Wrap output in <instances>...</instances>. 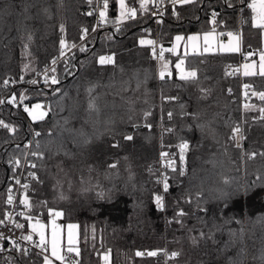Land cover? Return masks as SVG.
Wrapping results in <instances>:
<instances>
[{
    "label": "trees",
    "instance_id": "16d2710c",
    "mask_svg": "<svg viewBox=\"0 0 264 264\" xmlns=\"http://www.w3.org/2000/svg\"><path fill=\"white\" fill-rule=\"evenodd\" d=\"M239 6L199 0L178 7L177 18L170 5L159 18L162 23L146 14L113 28L118 10L110 0L108 17L113 22L80 42L81 29L89 33L95 24V14H84L91 10L87 0H0V97L25 92L24 103L41 102L47 110L43 120L33 122L40 135L32 151L43 152L44 158H31L38 165L39 178L27 192L31 215L46 218L51 208L62 213L64 224L76 223L83 264H102L109 250L108 264H264V156L259 155L264 152V120L258 119V110L246 111L240 103L243 85L264 91V78L225 75L232 73L229 66L236 67L239 53L211 52L186 57V67L198 69V84L179 80L174 71L171 79L161 81L151 46L138 43L148 37L169 45L176 34L204 32L213 26L212 10L222 22L217 30H233ZM249 17L241 30L245 54L262 45ZM62 37L76 47L57 61L54 75L59 83L51 87L43 80L27 83L59 57ZM80 46L88 50L81 52ZM113 53L114 65L97 64L98 56ZM21 75L25 82L2 87L4 79L18 81ZM201 89L209 91L205 94ZM162 96L178 99L166 102ZM249 96L248 105L264 106ZM167 111L173 113L171 120ZM145 112L151 115L145 118ZM0 118L18 129L15 134L0 129L2 217L7 190L17 173L9 160L23 159L29 131L19 108L0 106ZM236 121L242 122L244 137L239 147L228 139ZM158 123L166 130H159ZM168 127L173 131L168 132ZM125 135L134 139L126 141ZM179 141L189 144L185 175L169 172V189L160 210L154 202L160 189L150 164L158 156L159 144L179 157L180 150L172 146ZM252 152L258 155L248 159ZM189 197L191 203L186 202ZM180 209L186 215L176 217ZM138 250L180 255L171 260L163 253L137 257ZM42 257L34 251L23 257L10 250L3 259L43 264Z\"/></svg>",
    "mask_w": 264,
    "mask_h": 264
},
{
    "label": "snow or ice",
    "instance_id": "6c2138e0",
    "mask_svg": "<svg viewBox=\"0 0 264 264\" xmlns=\"http://www.w3.org/2000/svg\"><path fill=\"white\" fill-rule=\"evenodd\" d=\"M199 0H114V4L117 7V16L115 18L114 23L117 25H121L127 21H137L139 18L143 17L146 14H150L154 17H163L165 15L166 9L162 10V6L165 5V3L170 4L172 6V15L179 18V14L177 11L178 7H183L186 5H194L198 3ZM226 6L228 8H235L236 3L238 2L242 7L240 11L243 13L246 9L251 11V15L249 17L250 26L252 29H256L259 31V35L262 38V41H264V0H224ZM87 3L91 10L84 13L85 15L92 16L95 13H98V23L96 26L92 28V31L95 32L96 28L104 23H110L113 21L109 20L108 17V10L110 7V0H87ZM95 4V7L93 5ZM138 4L139 6L136 7L135 5ZM219 13H217L215 10H213L211 14V18L209 20V23L213 25V27L202 34V43H201V35H189L187 37L177 35L173 38V43L171 47L165 48L163 45L159 46V49L157 50L156 47V41L151 39H139L138 43L141 46L149 45L151 46V57L154 60H157L160 64V68L158 71V77L161 81H165L166 79H171L173 76V72L170 69V62L167 59L165 53H171L172 55L177 56V60L174 64L175 72L177 75V78L181 81H184L185 83L189 84H198L199 83V76H198V69L187 66L185 64L186 57L189 55L188 49L191 48V54L192 55H203L205 53H209L213 50H215L218 53H240L244 56V60L248 61L255 55L254 51H249L246 54L242 52V34L239 32H233L228 31L227 37L228 41L227 43L220 40L217 36V26L222 23L218 21ZM162 19H157V23H162ZM61 32L64 31L63 25H61ZM120 29L117 28V31ZM87 28L81 29V35L80 40L84 41L88 34ZM143 31H148L147 29ZM220 36L224 35V33H220ZM31 39V37H29ZM185 41L183 47L184 52L183 56H181L178 52V49L180 48V42ZM59 57H53L51 60V67H46L45 71L43 73V81L46 86L51 87L52 85L58 84L59 79L54 73L56 72L55 65L57 64L58 59L65 57V50H70L71 48L76 47V45L73 43L69 45L67 41L62 37L59 41ZM28 46L25 45V48ZM202 49V50H201ZM88 49L84 46L79 47V51L86 52ZM65 64H68V61H64ZM97 64L101 66L109 65V64H115V54H109V55H100L96 58ZM25 68L28 67V65L24 66ZM67 71V67H66ZM237 73H241L244 77H256L259 76L261 78H264V50H261L259 52V63L257 64L256 61H251L250 63H244L241 66L235 68L232 73H225V75H235ZM39 76L40 73H37ZM25 82V78L23 75L20 76L19 80L15 79H4L2 83V87L7 88L10 84L15 85L17 83H23ZM27 83L31 85H37L39 81L37 79H32L30 81H26ZM244 89V96H249V91L251 92V96L258 98L261 102H264V91H257L255 90L253 85L245 83L243 85ZM59 89H55L54 92H58ZM209 90L201 89L202 93L207 94ZM229 93H231V89L228 90ZM206 98V95H205ZM28 99L25 92H21L19 96L15 92L11 93L7 97H0V106H4L5 104L10 105L12 107L21 108L23 109V112L27 114V116L33 121L37 120H43L45 116L47 115L46 111H43L44 105L40 103L32 104L29 106L28 104H25L24 101ZM177 97H164L162 96V100L166 102H171L177 100ZM94 103H89V108L94 109ZM245 110H258L260 113V116L258 119L264 120V106H260L258 109L255 105H244ZM150 112H145L144 116L147 118L150 116ZM184 115H188V113H184ZM173 117V113H168V118L171 120ZM146 127H151V125H145ZM0 129L7 130L9 134H15L17 132V128L13 125H10L9 123L5 122L2 118H0ZM168 132H172L173 129L169 128L167 129ZM35 136H39V132L34 133ZM134 137L132 135H125L124 140L126 141H132ZM228 139L231 141L236 142V146L239 147V140L244 139L241 131V126L237 124L236 126L231 128L230 135L228 136ZM31 145V142H28L24 145L25 148H29ZM118 144H113L112 147H118ZM19 147V145H17ZM37 149H39V144L36 145ZM180 154H179V163L180 167L177 168L176 161L174 159H169L167 163L165 164L163 158L165 156H172L174 154L167 153L164 151L160 152L161 157V165L162 167L169 168L172 172L179 173L180 176L185 175L184 171V163H185V151L189 148L188 142L184 141L179 144ZM27 156L36 157V159H43L44 153L37 150V151H31L26 154ZM258 153L252 152L248 154V159H254ZM259 155L264 156V152L259 153ZM9 163L13 165V172L17 171L20 167L24 166L22 164L21 159L16 158L14 160H9ZM27 165L35 169L38 167V165L31 161L27 160ZM115 164L109 165V167H115ZM163 177V187L164 191L167 192L169 189L168 184V176L165 173L160 174ZM28 176L31 177L33 180H39L37 174L35 172H28ZM16 184H21L20 179L15 178ZM161 181L158 179L157 183H160ZM21 187L24 189H27L29 186L27 184H21ZM13 189L11 187L7 190V198L4 201L6 205H13L14 202V196L12 194ZM199 195V193L197 194ZM154 202L157 204L158 208L160 210H163L164 204H163V197L158 194H154ZM187 203H191V197H189L186 200ZM19 205L23 206V210L19 213H16V215L23 217L26 221H28V229L30 230L28 234H21L19 237L13 238L11 236L5 235L3 231H0V241L6 242L7 244L11 245V249L0 246V252H6L10 250H14L19 255L23 257H28L30 255L31 249L28 247L22 246L20 241H24L27 243L32 244V246L36 249H40V252H37V255L43 254V264H54V261H59V264H79V261L75 259V257H78L80 255V249L75 246V240L73 237L72 230L76 228V225H68V238H67V247L66 249L61 245L60 240L57 235V229L58 225H56L55 220H51V223L53 225L52 230V239L50 241V249H49V241L46 238L45 232L43 231L44 225L41 224L39 219L35 220V223H33V216L31 215V212L33 211V205L31 204L29 198L26 195H21L19 198ZM203 211V209H201ZM48 215L49 217H58L61 216L62 213L55 211L51 208L48 209ZM186 215L183 209H180L176 213V217H183ZM171 222V221H170ZM177 223H181L179 219L176 220ZM0 228H7L9 231L12 230V228L16 229H25V224L19 223L15 221L12 217V213H10L8 210H5L2 214V217H0ZM33 234L37 235L39 237L38 241L33 240ZM201 238L204 237V233H200ZM193 243H196V238L193 237ZM67 253V254H65ZM109 252H106L103 254V260L107 262L109 260ZM161 253H163L165 256L168 257V259H174L177 258L180 253L173 251L170 254L166 250H147V251H136L135 255L137 257H157ZM9 264H12L11 258H9Z\"/></svg>",
    "mask_w": 264,
    "mask_h": 264
},
{
    "label": "built area",
    "instance_id": "2783aa9c",
    "mask_svg": "<svg viewBox=\"0 0 264 264\" xmlns=\"http://www.w3.org/2000/svg\"><path fill=\"white\" fill-rule=\"evenodd\" d=\"M170 6V4H167L165 3L164 6H162V10L163 9H167L168 7ZM242 6H239L238 9H237V27L233 30H227V31H224V36H227V32L228 31H233V32H239L241 33V30H242V27L246 26L247 23H248V20H247V16H250L251 15V11L246 9V6L245 7V11L242 13L240 11ZM166 12V11H165ZM213 10L210 12L212 14ZM150 15V14H149ZM152 17V19L156 22L157 19H159L158 17H154L152 15H150ZM127 22H130V21H127ZM98 23V13H95V24L94 26H96ZM118 25L117 24H113L112 27L115 28L117 27ZM105 26L102 24L100 26H98L96 28V31H100L101 29H103ZM93 31L89 32L87 34V37L85 40L89 39L91 37V35L93 33H95ZM84 40V41H85ZM84 41H80V42H84ZM156 47H157V50L159 49V44H158V41H156ZM73 48H71L70 50H65V56H67L71 51H72ZM246 61L244 60V56L242 54H238V62H237V65L236 67H228L227 70L230 71V72H233V70L239 66H241L242 64H244ZM56 66V65H55ZM49 68L51 67V64L48 66ZM45 70H43L42 72H40V75H36L33 79H37L39 81H42L43 80V73H44ZM240 77H242L240 75V73H238ZM244 89L243 87L241 88L240 90V103L241 105H245L249 102V99H250V96L248 97H245L244 96ZM251 92L249 91V94ZM19 96V95H18ZM26 104V103H25ZM19 110L21 111V113L23 114L25 120H26V123H27V127H28V135L26 137V141H25V144L28 143V142H31V145L29 148H25V154L23 156V159L21 160L22 161V164L24 166L20 167L18 170H17V173L15 175V178H18L20 179L21 181V184H27L29 187L31 185V183L34 181L31 177L28 176V172L32 171V172H35V169H32L30 168L28 165H27V160H31V156H27L26 154L31 152L32 151V147L33 145L36 143V136L34 135L35 132H37V130L35 129L34 127V124H33V121L27 116L26 113L23 112V109L22 107L19 108ZM170 111H167L166 112V116H168V113ZM160 122V121H159ZM237 124H239L241 126V131H242V135H243V130H242V122L241 121H236L234 126H236ZM158 128L159 130H166L167 126L165 125H162L161 123H158ZM170 127H168L169 129ZM182 143V141H179L178 143L176 144H173L172 146L175 147L176 149L180 150L179 149V144ZM242 143V139L239 140V144ZM163 146L162 144H159V152H158V156L157 158L150 164V170L155 174V177H156V181L159 179L161 182L158 183L159 185V189H160V194L162 197H163V204H164V197H165V191H164V187H163V177L160 175L161 173H165L167 174L168 176V182H169V172L171 171L169 168L167 167H162L161 165V157H160V152L161 151H164V152H167V153H171V154H174L172 156H165L163 158L165 164L167 163V161L169 159H174L176 161V166L177 168H179L181 165L179 163V157L176 156V153L175 151H171V150H165L163 149ZM248 156V155H247ZM32 161V160H31ZM37 174V173H36ZM21 184H16L15 183V179L13 181V185H12V189H13V196H14V202H13V205L9 206V205H6V210H8L10 213H12V217L15 221L19 222V223H22V224H25V220L23 217L21 216H18L16 215V213H19L20 211L23 210V206L19 205V198L21 195H26L27 196V192H28V189H24L21 187ZM157 205V204H156ZM158 207V206H157ZM25 228H26V224H25ZM0 231H3L5 233V235L7 236H11L13 238H16V237H19L22 233L25 234V229H16V228H12L11 231H9L7 228H0ZM34 241H38L37 239H34ZM20 243L22 244V246L24 247H28L29 249H31V251H34V252H40V249H36L32 246V244L30 243H27V242H24V241H20ZM9 244H7L6 242H3V241H0V246H4V247H7ZM4 253L5 252H0V255L2 256V262L1 264H9V261L6 260V259H3V256H4ZM67 254V253H65ZM43 256V254H41ZM75 259H77L79 261V264H83L82 262V257L81 255H79L78 257H75ZM13 264V263H12ZM54 264H59V261H54ZM102 264H108V263H102Z\"/></svg>",
    "mask_w": 264,
    "mask_h": 264
},
{
    "label": "crops",
    "instance_id": "0c3cea01",
    "mask_svg": "<svg viewBox=\"0 0 264 264\" xmlns=\"http://www.w3.org/2000/svg\"><path fill=\"white\" fill-rule=\"evenodd\" d=\"M249 2H250V0H249ZM210 29H208L206 31H209ZM206 31H204V32H206ZM217 31H222V33L224 32L223 30H217ZM220 39L224 41V40L228 39V37L222 35V36H220ZM261 42H262L261 48L258 49L257 51H254L255 52V55L253 57H251V59L248 60V61H246L245 63H250L253 60L256 61L257 64L259 63V52L261 50H264V41H262V38H261ZM240 75L243 76L241 73H240ZM36 103L42 104L41 102H36ZM36 103H34V104H36ZM43 111H45V109ZM53 210H55V209H53ZM55 211H58V210H55ZM58 212H60V211H58ZM33 218H34L33 221H32L33 223H35V220L36 219H39L40 222H41V224H43L45 226L44 229H43V231L45 232L46 238L49 241V249H50V246H51L50 245V241L52 239V230H53V225L51 223V220H53V219L55 220L56 225L59 226L58 229H57V235H58V238L60 240L61 245L65 249L67 247L68 225H76V228H74L72 230V232H73V237H74V240H75V246L78 245V226H77L76 223L64 224L62 222V215L61 216H58V217H55V216L54 217H49V215L47 214V217L46 218H41V217H37V216H33ZM26 224L28 225V221H26ZM27 225H26V228H25V235L28 234V230H29ZM33 238L39 240V237L37 235H35V234H33Z\"/></svg>",
    "mask_w": 264,
    "mask_h": 264
},
{
    "label": "rangeland",
    "instance_id": "374dc122",
    "mask_svg": "<svg viewBox=\"0 0 264 264\" xmlns=\"http://www.w3.org/2000/svg\"><path fill=\"white\" fill-rule=\"evenodd\" d=\"M220 33H222V31H217V36H218V38L220 39ZM196 34H199V35H201V43H202V34H203V32H194V33H189V34H182V33H179V34H176L175 36H177V35H181V36H184V37H187V36H189V35H196ZM174 36V37H175ZM173 37V38H174ZM143 39H151V38H148V37H143ZM151 40H155V39H151ZM221 40V39H220ZM223 41V40H222ZM227 41H228V39H226V40H224L223 42H225V43H227ZM172 43H173V39H172V41H171V43L169 44V45H163V44H159V45H163L165 48H169V47H171V45H172ZM184 43H185V41H181L180 42V48L178 49V52H179V54L180 55H183V52H184V47H183V45H184ZM202 50V49H201ZM188 52H189V54H191V48H189L188 49ZM211 52H216L215 50H213V51H211ZM211 52H209V53H211ZM165 55H166V57H167V59L169 60V62H170V69H171V71L173 72H175V68H174V64H175V62H176V60H177V56L176 55H172L171 53H168V52H166L165 53ZM159 68H160V64H159V62H158V71H159ZM174 69V70H173ZM176 73V72H175ZM45 108H43V110H44ZM45 111L47 112V110L45 109ZM30 230H28V232H29ZM103 263H108V261L107 262H105L104 260H103Z\"/></svg>",
    "mask_w": 264,
    "mask_h": 264
}]
</instances>
